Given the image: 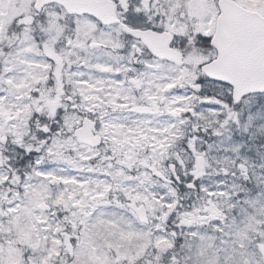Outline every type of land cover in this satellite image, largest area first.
<instances>
[{"label": "snow or ice", "instance_id": "6c2138e0", "mask_svg": "<svg viewBox=\"0 0 264 264\" xmlns=\"http://www.w3.org/2000/svg\"><path fill=\"white\" fill-rule=\"evenodd\" d=\"M0 264H264V0H0Z\"/></svg>", "mask_w": 264, "mask_h": 264}]
</instances>
